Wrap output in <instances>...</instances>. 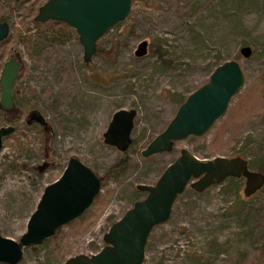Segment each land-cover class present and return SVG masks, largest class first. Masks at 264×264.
<instances>
[{
	"label": "rangeland",
	"instance_id": "374dc122",
	"mask_svg": "<svg viewBox=\"0 0 264 264\" xmlns=\"http://www.w3.org/2000/svg\"><path fill=\"white\" fill-rule=\"evenodd\" d=\"M22 1L0 0V14L9 24L8 39L0 46V67L6 58L16 57L19 74L12 87L19 96L30 97L26 107L42 113L48 130L34 138V130L21 136L22 118L17 131L2 140L0 234L18 238L43 186L58 177L69 156L90 167L101 185L77 223L72 219L43 242L24 246L14 264H61L69 255L97 251L110 223L144 196L135 184L153 183L180 147L202 159L264 157V91H258L264 88V80H259L264 69V0H131L126 16L98 37L88 62L82 61L74 35L61 42L58 37L43 38L38 54L28 52L26 43L43 33L30 18L19 26ZM30 2L22 6L28 8ZM141 39L147 41L146 53L136 56L133 50ZM241 45L250 46L249 56L239 54ZM156 46L163 48L168 63L155 60L150 49ZM226 59L239 62L244 82L224 114L202 135H188L169 151L142 156L141 148L172 117L179 97L203 83ZM120 107L135 109L130 135L138 137L124 151L104 143L101 136L111 113ZM14 110L0 107V125ZM19 138L34 139L25 141L28 153L14 150ZM118 156H127L128 163L107 173ZM225 184L223 180L201 191L185 186L169 217L151 228L141 264H264V251H252L264 241V185L244 196L242 178L236 188ZM236 195L247 204V213L233 204ZM239 250L246 256L239 258Z\"/></svg>",
	"mask_w": 264,
	"mask_h": 264
},
{
	"label": "water",
	"instance_id": "95a60500",
	"mask_svg": "<svg viewBox=\"0 0 264 264\" xmlns=\"http://www.w3.org/2000/svg\"><path fill=\"white\" fill-rule=\"evenodd\" d=\"M131 0H43L35 9L33 21H62L71 26L82 47V61L88 62L95 52L96 40L110 26L129 12ZM9 24L0 20V39L8 36ZM147 41L137 42L133 54L146 53ZM238 52L249 56V45ZM19 62L8 57L0 67V106H12L11 86L18 75ZM244 82V72L235 59L216 64L207 79L185 95L166 125L140 150L142 156L172 149L176 140L188 135L200 136L217 118L224 114L230 98ZM133 108L115 109L101 133L102 141L124 151L131 142ZM26 122L33 120L43 129L46 120L37 109L30 110ZM13 130L11 125L0 126L2 137ZM243 180L242 194L249 196L264 184V173L250 168L240 155H215L202 159L189 149L180 147L177 155L162 169L153 183H136L145 191L102 234L104 244L90 254L75 253L61 264H141L144 245L151 228L165 221L176 196L189 186L196 191L219 183L227 177ZM100 189L99 176L76 156H69L57 178L45 184L17 239L0 234V262L16 263L24 246L39 244L55 230L79 216L92 202Z\"/></svg>",
	"mask_w": 264,
	"mask_h": 264
},
{
	"label": "trees",
	"instance_id": "16d2710c",
	"mask_svg": "<svg viewBox=\"0 0 264 264\" xmlns=\"http://www.w3.org/2000/svg\"><path fill=\"white\" fill-rule=\"evenodd\" d=\"M23 1H28V0H23ZM23 1L20 3V6L23 8V12L21 14V17L19 19V26H24L26 24V19L30 18V20H32V16L34 14V11L36 9V7L43 1V0H30V5L29 7H25L22 6ZM8 17L3 14H0V20H5L8 22ZM33 21V20H32ZM33 25L34 28L39 32V33H43L42 37L36 39L35 41H30L29 43H26V50L28 52H30L31 54H38L39 52V45L40 43L43 41V38H45V40L47 39H52L55 37H58L59 40L58 42L64 41L65 36L67 35H74L76 36V33L74 31V29L69 26L68 24L62 22V21H54V20H47V21H33ZM117 23V22H116ZM57 38V39H58ZM56 39V38H55ZM150 51L155 55V60L158 61L161 64L164 63H168L169 59L165 58L163 56V48H161L160 46H156L150 49ZM2 58V52L0 53V59ZM259 80H264V69L260 72L259 75ZM31 90V89H30ZM12 94H13V99H14V104L15 106L18 108V112L20 114H22L27 108H30L29 106H27L28 104V100L30 99V97H26L24 95H22L23 97L19 96L18 93L15 92L14 88H12ZM261 93L264 91V88H259V90ZM264 96V93H262ZM185 96H180L178 99V102H181L184 99ZM31 108H33L31 106ZM7 118L5 117L4 120H6ZM48 127V126H47ZM25 132L21 133L22 135H25V133L28 130H34L32 131V133L34 135H30L31 137L34 138V136L39 135V133L44 134L45 131H43L38 125L34 124V125H25L24 126ZM48 129V128H47ZM30 133V131H29ZM192 136V135H190ZM34 139H27V140H20V138L18 139L16 145L14 146V150L20 155L21 153H28L31 149L28 148L25 145V141L26 142H32ZM138 141V137H132L131 138V142L129 144L130 145H134L136 142ZM128 146V147H129ZM173 148V146H172ZM128 163V157L127 156H118L112 163H110L106 169V172H116L118 171L120 168L124 167L126 164ZM248 165L251 163L253 168H255L256 170L261 171L262 173H264V157H255L254 159L251 160H247ZM241 178L238 177H227L225 179V186L227 187H233L236 188V186L238 185V182ZM264 185V184H263ZM262 185V186H263ZM261 186V187H262ZM261 187L259 189H261ZM258 189V190H259ZM257 191V190H256ZM255 191V192H256ZM98 193L96 194L95 198L97 199L98 197ZM234 205H238L239 209L243 210V213H247L248 209H247V204H245V201L238 195H236L235 199H234ZM85 212V211H84ZM84 212L77 216L76 218H74V222L77 223L83 216ZM50 238L49 236L44 238L47 239ZM44 239L42 240V242L44 241ZM264 242V241H263ZM262 242V244H263ZM258 245V246H254L252 247V251H254L257 254H262L264 251V244L262 245ZM238 253L236 254L239 258H242L244 256H246V251H237ZM252 252V253H254Z\"/></svg>",
	"mask_w": 264,
	"mask_h": 264
},
{
	"label": "flooded vegetation",
	"instance_id": "af4514ba",
	"mask_svg": "<svg viewBox=\"0 0 264 264\" xmlns=\"http://www.w3.org/2000/svg\"><path fill=\"white\" fill-rule=\"evenodd\" d=\"M8 34H9V31H8ZM7 39H8V36L6 37V38H4V39H0V46L1 45H3L6 41H7ZM16 58V57H15ZM2 59V58H1ZM0 59V60H1ZM7 59V58H6ZM5 59V60H6ZM4 60V61H5ZM3 61V62H4ZM2 62V63H3ZM0 63H1V61H0ZM18 74H19V70H18ZM18 76V75H17ZM12 86H11V90H12ZM16 92V91H15ZM17 93V92H16ZM11 95H12V106L10 107V108H8V109H4V108H2L1 106V108L2 109H4V110H10V109H15L14 110V113L12 114V115H10V116H7L6 118V120L4 121L5 122V124H3V125H11L12 127H13V130L10 132V133H8V134H6V135H4L3 137H2V140H3V138L4 137H6V136H8L9 134H11V133H13L14 131H17V129H18V125H17V123H18V121L20 120V119H22V122H23V126H25V125H34V124H36V125H38L43 131H47L48 129V127H46L45 129H43L42 128V126L39 124V123H37V122H35V121H33V120H30L29 122H26V115H27V113L30 111V110H33V109H37V108H27L22 114H20L19 112H18V108L15 106V104H14V99H13V94H12V91H11ZM38 110V109H37ZM42 114V113H41ZM46 124H47V122H46ZM0 126H2V125H0ZM127 149V148H126ZM66 163V162H65ZM64 167V166H63ZM63 169V168H62ZM62 171V170H61ZM99 179H100V177H99ZM100 185H101V181H100ZM84 212V211H83ZM82 212V213H83ZM81 213V214H82ZM80 214V215H81Z\"/></svg>",
	"mask_w": 264,
	"mask_h": 264
}]
</instances>
